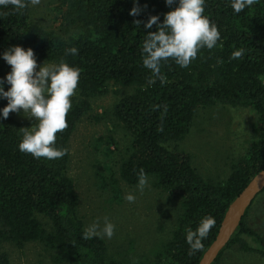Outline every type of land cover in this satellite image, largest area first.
Returning a JSON list of instances; mask_svg holds the SVG:
<instances>
[{
	"label": "trees",
	"instance_id": "obj_1",
	"mask_svg": "<svg viewBox=\"0 0 264 264\" xmlns=\"http://www.w3.org/2000/svg\"><path fill=\"white\" fill-rule=\"evenodd\" d=\"M61 2L59 31L34 21L31 5L22 12L11 5L0 6V79H5V91L10 88L6 76L11 66L3 54L14 46L31 48L36 60L53 65L63 61L80 70L77 97L67 115L68 128L57 134L55 147L67 150L62 158L48 161L22 153L18 145L24 127L11 113L3 118L2 109L8 102L0 98V244L10 242L22 248L39 242L51 252V264H125L108 255L103 238H82L86 226L68 174V141L76 123L89 110V99L105 93L113 82L133 87L113 107L114 116L130 135V150L120 163L119 178L136 185L143 168L153 178L154 187L179 199L170 236L150 264H197L215 238L230 202L264 167V0L239 14L231 8L232 0H205L204 15L221 34L217 46L201 49L187 68L172 60L162 62L166 83L156 79L152 85L148 84L152 73L143 66L142 44L149 31L158 29L155 25L152 29L144 24L139 27L134 21L146 23L150 16H159L163 23L179 0L171 7L166 0H138L142 11L135 17L130 15L134 0ZM71 48L78 54H66ZM240 49H244L242 57L231 59ZM214 105L250 107L257 116L250 147L219 182L200 175L189 154L166 146L186 136L198 108ZM161 125L163 131H158ZM113 190L117 192L116 187ZM263 191L212 264H223L224 251L235 243L242 251L264 257V236L250 222V210ZM206 216H212L216 225L202 241L203 249L190 256L186 229L195 231ZM244 236L255 246H249ZM9 263L8 255L1 252L0 264Z\"/></svg>",
	"mask_w": 264,
	"mask_h": 264
},
{
	"label": "rangeland",
	"instance_id": "obj_2",
	"mask_svg": "<svg viewBox=\"0 0 264 264\" xmlns=\"http://www.w3.org/2000/svg\"><path fill=\"white\" fill-rule=\"evenodd\" d=\"M61 0H41L30 6L31 18L48 30L59 31L64 6ZM46 61L37 60V71ZM53 66L52 63L46 62ZM133 87L108 83L107 91L89 99V110L76 123L68 141V174L79 196V214L86 228L104 225V218L115 225L111 239L104 236L110 257L125 264H150L152 256L169 236L179 212V199L154 187L153 178L141 192L137 184L119 178V166L130 150V135L113 114L119 99ZM77 97V91L73 99ZM24 128L37 123L23 110L11 113ZM255 111L244 106L214 105L197 109L191 128L178 142H168L169 149L190 155L192 164L204 178L224 181L231 165L250 147L256 122ZM116 187L117 192L113 190ZM133 195L135 202L127 201ZM252 226L264 236V191L250 210ZM43 221L42 217L39 216ZM255 246L249 237H243ZM8 255L9 264H51V252L39 242L22 248L10 242L0 244V253ZM223 264H264L257 252H245L235 243L224 251Z\"/></svg>",
	"mask_w": 264,
	"mask_h": 264
},
{
	"label": "clouds",
	"instance_id": "obj_3",
	"mask_svg": "<svg viewBox=\"0 0 264 264\" xmlns=\"http://www.w3.org/2000/svg\"><path fill=\"white\" fill-rule=\"evenodd\" d=\"M40 3L41 0H0V6L11 5L17 12H22L29 5L37 6ZM134 3L130 15L135 17L140 15L142 10L138 0H134ZM175 3L176 0H166L169 7ZM257 3L259 0H232L231 8L234 13L239 14ZM204 12L205 0H179V6L165 14L163 23H159V16H150L146 23L134 21L136 26L144 24L146 29H152L155 25L158 29L156 32L149 31L142 44L143 66L152 73L148 78L149 85L154 84L156 79L162 84L166 83V77L161 73L162 62L172 60L181 68H187L197 58L201 49L212 50L217 46L221 39L220 31ZM67 53L76 55L78 50L71 48ZM243 53L244 49L234 51L231 59H239ZM3 59L11 66V72L6 76L9 90L4 89L5 79H0V98L8 102L2 109L3 118L7 119L10 113L19 114L23 110L25 116L37 122L31 128L20 129L22 141L18 145L19 150L31 154L36 159L45 158L52 161L62 158L67 154V150L55 147L57 134L68 128L67 115L72 108V97L78 88L80 70L61 61L59 65L53 66L45 62L37 71L34 51L31 48L25 50L20 46L6 50ZM158 131H163L162 125ZM137 179V187L143 192L148 185V177L143 168L139 170ZM126 199L130 203L135 202V197L131 194L127 195ZM215 225V219L206 216L195 231L186 229L190 256L203 249L202 241L208 237ZM114 231L115 225L105 217L103 227L93 223L84 230L82 238L89 240L96 236H107L111 239Z\"/></svg>",
	"mask_w": 264,
	"mask_h": 264
},
{
	"label": "water",
	"instance_id": "obj_4",
	"mask_svg": "<svg viewBox=\"0 0 264 264\" xmlns=\"http://www.w3.org/2000/svg\"><path fill=\"white\" fill-rule=\"evenodd\" d=\"M264 189V167L258 171L228 205L217 234L197 264H212L242 220L245 211Z\"/></svg>",
	"mask_w": 264,
	"mask_h": 264
}]
</instances>
